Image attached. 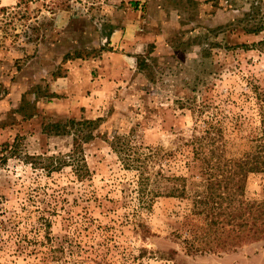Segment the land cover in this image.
I'll list each match as a JSON object with an SVG mask.
<instances>
[{
    "label": "rangeland",
    "instance_id": "374dc122",
    "mask_svg": "<svg viewBox=\"0 0 264 264\" xmlns=\"http://www.w3.org/2000/svg\"><path fill=\"white\" fill-rule=\"evenodd\" d=\"M256 21H264V0H157L141 10L120 0H0V155L16 154L0 162V264H39L38 251L57 248L63 254L47 264H264V239H238L241 195L231 224L225 195L215 199L220 210L210 204L204 213L205 176L187 146L221 119L231 133L222 163L233 166L226 162L237 159L241 138L247 150L256 137L252 90L264 91V32L244 31ZM140 23L127 50L111 47L114 30ZM82 65L90 79L113 85L101 84L86 107L69 95L91 91L67 90L64 80ZM118 67L125 71L113 74ZM82 82L74 76L73 89ZM98 119L96 138L82 148L88 175L50 172L47 158L66 157L73 141L44 128ZM114 135L143 155L176 153L156 177L159 163L147 160L145 193L112 149ZM165 177L185 180L187 195L158 196L173 184ZM244 197L264 199V177L251 176Z\"/></svg>",
    "mask_w": 264,
    "mask_h": 264
},
{
    "label": "trees",
    "instance_id": "16d2710c",
    "mask_svg": "<svg viewBox=\"0 0 264 264\" xmlns=\"http://www.w3.org/2000/svg\"><path fill=\"white\" fill-rule=\"evenodd\" d=\"M258 8L256 7V13ZM248 19L251 17L250 14H245ZM244 31L247 34H260L264 32V21H256V24L250 28H245ZM138 66L146 68L145 59L139 61ZM256 97V110L260 116V126L256 130V137L248 140V149H245V139L240 145L242 147L241 152L237 155V159L227 160L226 163L230 162L233 166L223 164L222 159L225 157V153L228 150L229 137L231 135L228 131H225L223 124L218 119H212L207 127L201 131L200 136H196L193 140L187 144L191 147L189 152L190 164L201 168L200 174L205 176L202 179L206 182V191L208 201L201 202L204 206V213L211 204L215 210H220L222 203L215 199H223V195L226 196V203L229 205V213L226 215L228 218V224L234 222V218L231 215L233 212V197L241 195L243 198L240 202V224H239V241L258 242L264 239V199H256L252 203L248 202L245 197L246 184L251 176L264 177V91H259L257 88L253 89ZM181 108H185L181 106ZM201 109L200 105L192 111V113ZM102 119L96 121H80L76 122L73 120L65 123H55L48 125L44 128V132L54 136H71L73 141V147L71 152L66 157L61 158H47L50 163V172H58L63 167H69L73 170L74 174L79 179H83L88 175V169L84 161L82 148L83 145L93 141L96 136L93 135V131L101 123ZM235 129V128H233ZM110 144L112 149L120 156L124 164L130 168L135 169L139 173V189L143 194L147 191L151 185V175L147 171V160H156L159 163V171L153 177L163 173V170L168 165V161H171L176 153L163 152V155L159 158L157 152L149 151V154L143 155L138 148H132L129 145L128 136L114 135L111 137ZM184 148V147H182ZM7 149V147H6ZM150 156V157H148ZM191 156V157H190ZM15 158V153H8V155H0V162H6L9 158ZM156 158V159H155ZM166 162L165 167L162 164ZM146 174H149L146 175ZM166 178V177H165ZM166 178V182L172 181L171 187H166L164 193H158V196L168 198L185 197L187 195L186 181L182 179ZM177 182V183H176ZM179 182L181 184L179 185ZM236 194V195H235ZM211 209V210H213ZM208 212V211H207ZM208 218L212 220V226L219 225V218L221 214L218 213H207ZM226 221V220H225ZM233 225V224H232ZM233 233V231H232ZM48 238V237H47ZM49 240V238H48ZM50 255H43L41 251L37 252L39 264H47L48 259L51 257L52 261L57 260L58 254H63V249H49ZM40 255V256H39Z\"/></svg>",
    "mask_w": 264,
    "mask_h": 264
},
{
    "label": "crops",
    "instance_id": "0c3cea01",
    "mask_svg": "<svg viewBox=\"0 0 264 264\" xmlns=\"http://www.w3.org/2000/svg\"><path fill=\"white\" fill-rule=\"evenodd\" d=\"M157 0H120V2H125L126 4H130V6H133L134 8L137 9H142L144 6L146 7H150V6H153L155 3H156ZM137 11V10H136ZM137 13H139V10L137 11ZM141 14V12H140ZM138 26V27H137ZM136 28V30H135ZM139 28V30L141 31L142 30V23L140 24H136V26L134 25H130V26H127V28L125 29V31H117V30H114L113 34H112V38H111V47L113 46H117V45H120L121 49L122 48H125V50L128 49V39L130 37H132V31L135 30L137 31ZM138 30V31H139ZM121 41V44H119V42ZM113 56L115 57L114 59L117 60V61H122V59H119L120 55H117V54H113ZM125 66V65H124ZM90 66L88 65H82V66H78L76 67V69L72 70L71 73H69L68 75V78L64 79L66 81V89L67 90H77V89H80V90H89L91 91V94L88 95H69L70 99H73L75 103H78L80 104V106H83V107H86L87 105H89V102H94L95 99L97 98L96 96H101V93H100V87H101V84L103 85V90H106V89H111L113 87L112 83L110 84L108 82V80L104 81V82H101V84L99 83V81L97 79L93 80V79H90L88 77V70ZM125 71V67L123 68H117L113 74H116V75H121L123 72ZM74 76H78L80 77L83 82L81 83V86H76V89H73V86H72V83H73V80H74ZM58 84H60L59 82H54L52 84L53 88H54V92L56 94H60L62 93L63 89L60 88H57ZM62 86V85H60Z\"/></svg>",
    "mask_w": 264,
    "mask_h": 264
}]
</instances>
